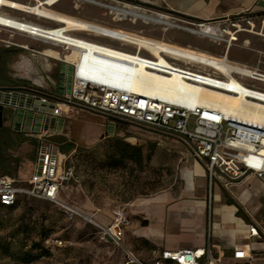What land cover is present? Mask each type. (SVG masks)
<instances>
[{
  "label": "built area",
  "instance_id": "2783aa9c",
  "mask_svg": "<svg viewBox=\"0 0 264 264\" xmlns=\"http://www.w3.org/2000/svg\"><path fill=\"white\" fill-rule=\"evenodd\" d=\"M47 1H23L27 7L22 9L0 3V31L5 30L9 34L8 38H0V40L6 46L25 47L16 44L10 38L14 33H22L59 45L69 53L74 50L81 59L87 57L97 63L123 65L131 71L143 66V68L164 76L171 77L176 74L178 79L183 81L239 96L246 104L248 102L264 104V87L260 84L264 83V71L258 66L231 61L225 54L221 57H212V63L198 61L179 52L167 50H160L162 58H159L151 48L138 42L84 26L67 27L65 18L58 19L41 15L35 8L53 9L52 6L60 0ZM113 1L114 4L123 5L125 3L120 0ZM79 2L94 3L104 7L110 4L101 0H78L74 2V5L78 7ZM132 5L141 11H150L140 4ZM11 10L21 14L13 13ZM152 12L157 16L163 14L170 17L168 13L162 11L152 10ZM31 16L42 19L44 22L35 21ZM68 18L72 21L77 20V22H94L74 15H69ZM112 18L121 20L114 14ZM129 18L132 20L131 16ZM225 20L232 25V28L221 27L222 23L216 20L191 21L190 25L168 20L164 28L177 27L203 34L199 29L206 23H210L212 26H217V32L205 35L223 40L227 46L238 40V32L241 30L264 36V14L261 17L259 28H256L251 16L244 12L233 17L227 16ZM82 33L84 35H81ZM95 35L116 39L118 43L97 39ZM177 48L198 52L190 46H178ZM32 50L44 53L40 50ZM259 54L258 62H264V51H259ZM68 63L73 66L69 93L60 95L52 90L54 88L46 87V90L27 84L32 88L28 91L32 96H38L40 101L46 104H53L52 114L70 115L79 108H86L112 118L125 119L162 134L175 136L188 147L194 157L203 162L210 188L215 180H219L223 186L228 187L250 173L259 177L263 176V123L240 114L227 112L222 106L212 102L185 103L166 97L141 95L125 80L98 78L93 76L89 70L83 69L77 61ZM191 123L193 124L192 129L189 128ZM60 154L51 149H40L36 154L33 171L25 180H20L11 174H0V205L13 206L21 192L60 202V186L71 173V168L64 167L66 156L62 154L60 163L63 168L59 174H56ZM71 210L77 211L72 208ZM89 219L99 227L101 238L104 241H111L124 247L123 227L129 223L130 219L122 209L115 212L114 218L107 225L96 222L91 217ZM249 235L260 236L257 223L249 225ZM52 241L55 244L62 243V240L58 238ZM127 254L131 255L130 252ZM160 259L172 260L177 264H222L212 256L209 242L206 246L197 248L162 249L158 252V260ZM133 260L136 264H142L135 258ZM129 262L131 261L127 260L126 264Z\"/></svg>",
  "mask_w": 264,
  "mask_h": 264
},
{
  "label": "rangeland",
  "instance_id": "374dc122",
  "mask_svg": "<svg viewBox=\"0 0 264 264\" xmlns=\"http://www.w3.org/2000/svg\"><path fill=\"white\" fill-rule=\"evenodd\" d=\"M77 1L61 0L52 8L84 19L90 15L112 18L113 12L107 7L87 2H79L76 7L74 2ZM101 1L115 3L113 0ZM120 1L139 4L133 0ZM142 6L150 9L148 12L152 14V10L168 13L170 17L167 16V20L180 24L190 25L191 21L197 22L167 10ZM31 18L44 22L34 16ZM116 21L119 23L110 22L104 25L151 39H163L165 43L173 45L190 46L207 55L223 53L226 45L225 41L202 33L197 34L177 27L164 29V22H144L140 17L132 21L129 16ZM221 27L232 28V25L224 22ZM8 37L7 31H0V38ZM245 37L251 38L252 50L233 45L229 57L236 56L251 62L258 60L260 54L257 49L264 50V36L241 31L236 43H241ZM10 38L26 48L17 45L6 48L0 41L1 86L28 84L42 89L45 86L56 87L61 60L48 57V69L43 63L44 55L34 59L32 49L53 51L79 61H92L87 57L81 59L77 52L68 53L59 45L26 34L14 33ZM26 62L35 67L46 84L37 83L25 76L26 71L21 64ZM261 66L264 67V64ZM106 68L122 77H126L128 71L126 67L114 64H106ZM113 119L116 123L114 132L94 144H82L65 154L64 167L71 168V173L62 182L60 202L21 192L15 205H0V264H126L121 262L124 258L128 259L122 247L111 241H104L99 227L88 220L84 213L71 208H82L84 211L86 203H89L94 209H113L125 206L136 197L166 189H173L178 193L185 186V171L196 161L188 147L177 137L144 128L125 119ZM189 128H193L192 123ZM10 142L9 133L0 127V174H20L21 177H26L20 171L19 159L14 155L17 149L10 146ZM30 169L28 167V172ZM213 189H217L216 183ZM54 238L62 240V243L55 244L52 241ZM163 264L175 262L167 261Z\"/></svg>",
  "mask_w": 264,
  "mask_h": 264
},
{
  "label": "crops",
  "instance_id": "0c3cea01",
  "mask_svg": "<svg viewBox=\"0 0 264 264\" xmlns=\"http://www.w3.org/2000/svg\"><path fill=\"white\" fill-rule=\"evenodd\" d=\"M133 1L197 21L216 20L222 24L226 22L227 16L233 17L244 12L251 16L256 28L261 26V17L264 14V0ZM87 19L103 25L110 22L119 23L113 18L108 19L99 15H90ZM95 37L118 43V40L104 35H95ZM2 44L6 48L14 47V45L6 46L3 42ZM233 45L252 50L251 38L245 37L241 43L233 42L228 46L225 45L223 53L209 55L221 57L225 54L231 61L258 66L264 71V67L261 66L264 62H258L257 59L251 62L236 56L230 58ZM261 50L264 51L257 49L258 52ZM32 54L34 59L44 55L43 63L48 69L50 66L48 57L68 62L77 61L89 66L100 65L97 62L79 61L47 50H44V53L33 51ZM103 69L121 76L117 72L108 70L106 64L103 65ZM43 84L46 82L44 81ZM260 84L264 87V83ZM43 89H46V86ZM52 90L57 91V84ZM61 117L65 118V123L63 131L59 133L15 130L9 126L10 120L6 119L4 129L9 133L10 146L17 149L14 155L19 159L20 171L27 176L11 175L20 180L28 178L33 171L36 154L40 149H51L53 152L66 154L82 144H94L116 130V123L112 117L86 108H79L73 114L61 115ZM193 158L195 164L187 169L193 170L191 184L187 180L186 170L185 186L178 193L173 189H166L136 197L125 206L113 209H94L91 204L86 203L84 211L92 215L94 221L104 225L109 224L115 212L120 209L129 217V223L123 227L124 247H122L128 259L124 258L121 262L127 260L136 262L133 260L135 258L142 264H163L172 260H158V252L162 249L197 248L206 246L209 242L212 256L222 264H264V178L250 173L228 187L215 180L210 188L203 162L194 156ZM28 167H31L29 172ZM215 183L216 190L213 189ZM61 188L62 184L60 191ZM251 223H257L260 236L249 235ZM127 250L131 255L127 254Z\"/></svg>",
  "mask_w": 264,
  "mask_h": 264
},
{
  "label": "bare ground",
  "instance_id": "6f19581e",
  "mask_svg": "<svg viewBox=\"0 0 264 264\" xmlns=\"http://www.w3.org/2000/svg\"><path fill=\"white\" fill-rule=\"evenodd\" d=\"M52 0H48L47 2H51ZM1 4L11 6L13 8H26L27 4L23 3L20 0H0ZM102 3V2H97ZM110 11L113 12L116 18H126L128 16L132 17V21H135L137 18H143L144 22H148L149 20L155 22H167V16L161 14V16H157L155 14H151L148 12H144L138 9V7L124 3L122 6L114 3H110L107 5ZM38 13L46 17L58 18L67 21V27L73 26H84L86 28H92L97 31H104L111 35L125 38L127 40H132L134 42H138L143 46L149 47L152 51L159 57L162 58L160 50H167L172 52H179L188 58L197 59L198 61H203L207 63H212V56L207 55L202 51H191V50H180L177 48L178 46L165 43L161 40L151 39L148 37H144L141 35H137L134 33H130L127 31H123L122 29L111 28L105 25H100L96 22L83 21L77 22V20H73L68 18V14L62 13L55 9L47 8V7H38L35 8ZM166 29V28H164ZM201 32L203 34H215L217 32V26H212L210 23H206L201 27ZM61 37V35H59ZM26 61V60H25ZM20 64V63H19ZM22 68L26 71V75L37 83H44L43 76L37 73L35 67L31 66L30 62H26ZM83 69L89 70L91 74L98 78H112L117 80H125L136 92L141 95H153L159 97H166L172 100L184 101L185 103H207L212 102L219 104L222 106L224 110L234 114L243 115L253 121L263 123L264 124V104H257L248 102L247 104L242 100L241 97L229 94L214 88L200 86L194 84L192 82L183 81L178 79L177 75L173 76H164L163 74H159L152 70H148L143 68V66H139L135 69L128 70L126 77L118 76L116 74L110 73L103 69L104 63H100L99 66H89L85 64H81ZM221 68L225 69L223 66ZM63 108H66L62 105ZM63 157L60 154L58 161L59 164L57 166L56 174L61 172V158ZM193 170L186 171V177L188 182L191 184L192 181ZM77 210L78 212L84 213L88 220L92 216L79 208H72ZM88 212V211H87ZM94 217V216H93Z\"/></svg>",
  "mask_w": 264,
  "mask_h": 264
},
{
  "label": "water",
  "instance_id": "95a60500",
  "mask_svg": "<svg viewBox=\"0 0 264 264\" xmlns=\"http://www.w3.org/2000/svg\"><path fill=\"white\" fill-rule=\"evenodd\" d=\"M72 75V64L61 60L57 81L60 95L70 92ZM31 90L24 84L9 87L0 85V125L3 119H9V126L15 130L62 132L65 118L52 114L53 104L41 102L38 96L28 92Z\"/></svg>",
  "mask_w": 264,
  "mask_h": 264
},
{
  "label": "flooded vegetation",
  "instance_id": "af4514ba",
  "mask_svg": "<svg viewBox=\"0 0 264 264\" xmlns=\"http://www.w3.org/2000/svg\"><path fill=\"white\" fill-rule=\"evenodd\" d=\"M5 120H6V119H3V122H2V124L0 125V127L4 128V124H3V123L5 122Z\"/></svg>",
  "mask_w": 264,
  "mask_h": 264
},
{
  "label": "trees",
  "instance_id": "16d2710c",
  "mask_svg": "<svg viewBox=\"0 0 264 264\" xmlns=\"http://www.w3.org/2000/svg\"><path fill=\"white\" fill-rule=\"evenodd\" d=\"M199 21H200V20H199ZM76 149H77V148H76ZM17 201H18V199H17ZM17 201H16V203H17ZM16 203H15V204H16ZM15 204H14V205H15Z\"/></svg>",
  "mask_w": 264,
  "mask_h": 264
}]
</instances>
